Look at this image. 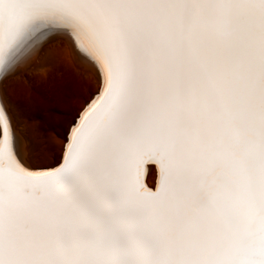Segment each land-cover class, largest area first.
Wrapping results in <instances>:
<instances>
[{
  "label": "snow or ice",
  "instance_id": "snow-or-ice-1",
  "mask_svg": "<svg viewBox=\"0 0 264 264\" xmlns=\"http://www.w3.org/2000/svg\"><path fill=\"white\" fill-rule=\"evenodd\" d=\"M56 45L96 89L28 159L0 103V264H264V0H0V80Z\"/></svg>",
  "mask_w": 264,
  "mask_h": 264
},
{
  "label": "rangeland",
  "instance_id": "rangeland-1",
  "mask_svg": "<svg viewBox=\"0 0 264 264\" xmlns=\"http://www.w3.org/2000/svg\"><path fill=\"white\" fill-rule=\"evenodd\" d=\"M91 84L95 90L96 82L87 81L61 48L46 52L33 72L15 82L14 95L21 106L31 146L40 145L43 151L44 130L61 127L64 123L61 114L69 113L76 107L73 93H86ZM46 135L47 140L56 145L54 132L48 131ZM49 158L41 156L36 160ZM148 185H153V179L148 181Z\"/></svg>",
  "mask_w": 264,
  "mask_h": 264
},
{
  "label": "bare ground",
  "instance_id": "bare-ground-1",
  "mask_svg": "<svg viewBox=\"0 0 264 264\" xmlns=\"http://www.w3.org/2000/svg\"><path fill=\"white\" fill-rule=\"evenodd\" d=\"M54 48H61V47L56 45L52 49ZM61 49L64 50L72 65L76 67L78 71L84 74L87 81L95 82V78L91 69H88L82 64H80L79 61L76 60L71 55V53L69 52L66 46ZM41 60L42 59L40 58L39 54L33 55L32 58L28 60L26 63L22 64L14 74L9 75L6 80H0V103L5 104L8 109L9 115L13 122V128L17 135L18 148L22 158L24 159H28L29 156L32 155L29 151V149L32 146L30 144V140L26 131V123L24 122V119L22 117L21 106L14 95V85L15 82L19 81L22 77H24V75L33 72ZM88 88H91L93 91H95L92 88V84ZM59 144H60V140L57 138L56 146H59ZM32 162L39 163L42 161H37L36 159H33ZM47 162L51 163V159L49 158ZM151 179H153V185H154L155 173L152 170V166L150 165L147 166L146 168L145 174L143 176V180L148 185V181Z\"/></svg>",
  "mask_w": 264,
  "mask_h": 264
},
{
  "label": "water",
  "instance_id": "water-1",
  "mask_svg": "<svg viewBox=\"0 0 264 264\" xmlns=\"http://www.w3.org/2000/svg\"><path fill=\"white\" fill-rule=\"evenodd\" d=\"M150 166V165H149Z\"/></svg>",
  "mask_w": 264,
  "mask_h": 264
}]
</instances>
